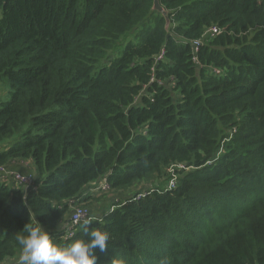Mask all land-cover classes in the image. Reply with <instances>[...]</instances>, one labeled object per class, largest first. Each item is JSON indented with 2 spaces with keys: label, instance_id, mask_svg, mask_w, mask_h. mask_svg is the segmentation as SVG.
<instances>
[{
  "label": "trees",
  "instance_id": "1",
  "mask_svg": "<svg viewBox=\"0 0 264 264\" xmlns=\"http://www.w3.org/2000/svg\"><path fill=\"white\" fill-rule=\"evenodd\" d=\"M158 3L0 0V164L33 163L0 174V263L27 223L82 237V205L95 264H264V0ZM102 180L127 192L96 216Z\"/></svg>",
  "mask_w": 264,
  "mask_h": 264
},
{
  "label": "clouds",
  "instance_id": "2",
  "mask_svg": "<svg viewBox=\"0 0 264 264\" xmlns=\"http://www.w3.org/2000/svg\"><path fill=\"white\" fill-rule=\"evenodd\" d=\"M94 221L99 223L95 217L83 219L84 235L63 244L55 242L41 223L25 224L15 234L19 252L14 264H95V250H105L109 233L101 227H90ZM158 264L169 262L161 258Z\"/></svg>",
  "mask_w": 264,
  "mask_h": 264
},
{
  "label": "built area",
  "instance_id": "3",
  "mask_svg": "<svg viewBox=\"0 0 264 264\" xmlns=\"http://www.w3.org/2000/svg\"><path fill=\"white\" fill-rule=\"evenodd\" d=\"M220 32V30L217 27H211L209 30H207L204 33V37L211 35L213 36L215 33ZM188 169V166L186 164L181 162L172 163L168 166L167 171L170 174L171 178L168 184V188L171 189L176 186L177 180H178V171L186 170ZM0 174L4 177H13L17 180V182L23 183V184H31L33 181V175L31 173H22V172H16L11 171L8 166L0 164ZM109 187L107 183L102 184V188L106 189ZM89 218V213L86 207H83L82 205L74 206L73 211L70 216V227L77 225L79 222H81L83 219Z\"/></svg>",
  "mask_w": 264,
  "mask_h": 264
},
{
  "label": "rangeland",
  "instance_id": "4",
  "mask_svg": "<svg viewBox=\"0 0 264 264\" xmlns=\"http://www.w3.org/2000/svg\"><path fill=\"white\" fill-rule=\"evenodd\" d=\"M128 41H134L136 42L137 39L136 38H128L126 39L125 41H122L119 43L118 45V48H122L123 46H125V44L128 42ZM10 90H11V87H10V82L9 80L4 77L1 81H0V104L1 102L3 101H7L10 97ZM13 141V140H12ZM187 170V169H186ZM163 177H162V181H163ZM135 184V183H134ZM134 184L132 186H134ZM143 185V183H142ZM167 185V184H165ZM138 187H141V185H135V188L132 187V189L130 191H135ZM95 189L102 191L100 194H99V198H98V201L95 202L97 207H98V204H100V202H103L102 206L100 207L99 209V213H105L109 210L112 202L116 199V201L121 202L123 200V198H119L117 196V194H115L116 190L115 189H110V187H107L105 190H103L104 188H102V184L100 183V185L96 186ZM118 191L121 192L120 189H117ZM115 191V192H114ZM127 191H125L126 193ZM119 193V192H118ZM124 193V194H125ZM126 195V194H125ZM97 197V196H96ZM111 200L112 202H109L107 203V200ZM13 261V262H12ZM0 264H14V259H10V260H6Z\"/></svg>",
  "mask_w": 264,
  "mask_h": 264
},
{
  "label": "crops",
  "instance_id": "5",
  "mask_svg": "<svg viewBox=\"0 0 264 264\" xmlns=\"http://www.w3.org/2000/svg\"><path fill=\"white\" fill-rule=\"evenodd\" d=\"M9 169L11 170V171H16V172H22V173H30V172H32L33 171V163H32V161L31 160H19V161H14V162H11V164H9ZM101 182H103V180L102 181H100V182H97V184L96 185H91V188H90V191L92 192V195H93V197H96V199H98L99 198V194L102 192V191H100V189L99 190H97V189H94L96 186H98V185H100V183ZM104 190V189H103ZM115 192V191H114ZM115 194H117V196L118 197H123V196H125V194L123 193V192H121V193H117V192H115ZM116 201V200H115ZM114 201V202H115ZM95 207L96 208H99V207H101V203L100 204H98V207H97V205H96V203H95ZM98 211H94V214L96 215V216H99L100 215V213H99V209H97Z\"/></svg>",
  "mask_w": 264,
  "mask_h": 264
},
{
  "label": "water",
  "instance_id": "6",
  "mask_svg": "<svg viewBox=\"0 0 264 264\" xmlns=\"http://www.w3.org/2000/svg\"><path fill=\"white\" fill-rule=\"evenodd\" d=\"M154 3H155V5H156V8L162 10V8L160 7V5H159V3H158V0H154Z\"/></svg>",
  "mask_w": 264,
  "mask_h": 264
}]
</instances>
